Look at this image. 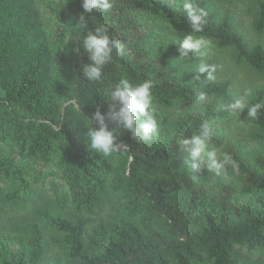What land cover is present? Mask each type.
Segmentation results:
<instances>
[{
  "label": "trees",
  "instance_id": "obj_1",
  "mask_svg": "<svg viewBox=\"0 0 264 264\" xmlns=\"http://www.w3.org/2000/svg\"><path fill=\"white\" fill-rule=\"evenodd\" d=\"M14 2L28 16L34 2L35 10L45 4ZM188 2L206 13L201 33H192L184 0H113L108 12L85 14L87 29L78 24L82 0H57L58 29L31 50L0 26V264H264V109L251 119L260 149L225 148L235 172H194L180 142L207 122L211 147L222 146L214 125L230 88L194 79L198 53L178 58V47L188 34L203 36L233 47L259 72L264 48L248 49L229 15L204 0ZM255 9L262 32L264 0ZM100 25L125 44V55L113 53L101 82L75 80L90 62L75 51L78 38ZM166 31L177 37L166 42ZM121 78L152 82L159 133L141 144L124 130L117 142L128 146L104 157L87 149L82 115L105 113L103 94ZM200 92L207 100L197 103ZM257 102L264 103V86L250 105ZM104 200L112 215L89 232L87 215ZM8 210L23 213L12 218Z\"/></svg>",
  "mask_w": 264,
  "mask_h": 264
},
{
  "label": "clouds",
  "instance_id": "obj_2",
  "mask_svg": "<svg viewBox=\"0 0 264 264\" xmlns=\"http://www.w3.org/2000/svg\"><path fill=\"white\" fill-rule=\"evenodd\" d=\"M113 7V0H82L83 13L79 16L78 24L82 29H87V20L85 14L93 13L94 10L108 12ZM187 20L191 26L192 33H201L203 31V22L206 13L201 9L197 10L190 2L185 0L183 5ZM76 52L80 54V49L87 54L89 63H84L80 67L83 80L89 83H98L103 80V69L106 64L113 59V53L123 57L125 55V44L115 35L109 34V28L100 25L94 29L87 30L77 41ZM210 47V41L203 36L188 34L179 42V57L183 58L189 54H204ZM216 68L201 62L196 69L194 79L200 80L202 77L206 81L215 80ZM250 92L236 98L227 105L231 111L247 110V117L256 119L261 109H264V103L257 102L249 105L247 97ZM108 109L102 113L97 107L91 118L82 115L85 119L84 126L87 131L83 132L87 140L86 147L93 152L102 154L104 157L112 156L122 148L128 145L117 142V136L126 130L131 134V138L136 143L147 144L159 133V123L152 108L154 96L152 92V82L145 80L140 83H132L128 78L119 79L113 87L109 88L103 94ZM197 103L207 100V94L200 92L197 97ZM81 108V107H80ZM80 108H78L79 112ZM95 121L98 127H93ZM113 127H109V125ZM212 129L205 122L201 124L198 134L190 138L183 139L182 145L186 157L184 163L198 173L201 169L208 171L223 170L230 164V157L227 154L218 156L214 147H211Z\"/></svg>",
  "mask_w": 264,
  "mask_h": 264
},
{
  "label": "rangeland",
  "instance_id": "obj_3",
  "mask_svg": "<svg viewBox=\"0 0 264 264\" xmlns=\"http://www.w3.org/2000/svg\"><path fill=\"white\" fill-rule=\"evenodd\" d=\"M15 0H0V26L12 30L15 35L16 46L19 49L31 50L35 48L36 40L50 39L58 29V10L57 0H43L44 5H39L35 10V2L30 9V15L19 10ZM174 3V0H167ZM185 1V0H184ZM189 0H187L188 2ZM219 15H229L234 23L235 29L244 37L248 49L255 45H261L264 48V31L257 32L254 27L256 17L255 0H204ZM39 15V23L35 24V12ZM177 37L174 32L166 31L163 39L169 42L170 39ZM201 62L209 64L210 62L216 68L215 78L220 82H226L229 85V92L221 103L222 116H219L214 127L222 137V146L214 147L218 156L226 154L225 148L229 144L238 147L239 152L250 154L254 150H259L261 143L253 138L251 118L247 117V110L231 111L227 105L236 98L250 92L247 97V103L250 101L255 91L264 86V72L255 70L245 60L238 57L233 47L220 48L210 43V47L204 54H197L196 67ZM181 108L178 109L180 111ZM235 172L233 162L223 170L224 174ZM111 205L108 200H104L93 214L87 215L86 228L90 232L94 230L100 220H108L112 215ZM23 213L22 210L7 211L6 216L16 218ZM53 252L57 248L52 249Z\"/></svg>",
  "mask_w": 264,
  "mask_h": 264
}]
</instances>
